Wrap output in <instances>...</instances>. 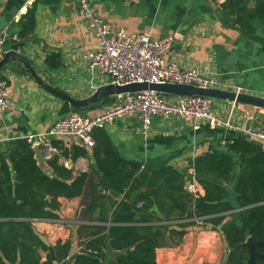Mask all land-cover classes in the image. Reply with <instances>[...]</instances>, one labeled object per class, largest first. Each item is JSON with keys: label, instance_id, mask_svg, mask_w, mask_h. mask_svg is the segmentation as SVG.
Returning a JSON list of instances; mask_svg holds the SVG:
<instances>
[{"label": "crops", "instance_id": "0c3cea01", "mask_svg": "<svg viewBox=\"0 0 264 264\" xmlns=\"http://www.w3.org/2000/svg\"><path fill=\"white\" fill-rule=\"evenodd\" d=\"M9 1L0 0V31L6 34L4 53L13 52L23 57L45 84L76 100L88 99L109 85L108 77L91 73L83 59L85 52L97 49V42L79 9V0H36L31 8L25 7V0ZM88 1L99 18L109 25L112 34L123 30L126 34H145L156 40L172 37L166 61L174 62L184 70H196L215 77L221 89H240L242 94L264 99V26L255 16L256 0H249L246 4V17L254 28L253 34H245L233 26L232 18L221 10L224 0ZM30 9L34 13V28L23 37L20 36L21 20ZM53 56L59 59L55 60ZM49 59L53 63L59 62V66L49 68L46 63ZM0 79L5 80L10 89L9 109L0 114L1 147L11 141L45 133L57 119L70 113L63 114L62 110L69 106L37 83L21 66L20 70L5 66L0 71ZM109 98L107 105L86 115H98L115 97ZM211 112L223 121L230 118L232 126L264 129L262 109L213 100ZM98 131L105 135L116 156L140 165L143 171L164 166L183 171L185 180L190 182L189 186L185 185L186 189L193 196L197 182L190 164L207 152L232 158L233 170L225 184L231 190L239 176V156L229 152L228 144L222 145L223 142L244 139L233 130L209 126L204 122L154 116L145 139L140 135L139 121L133 118L117 119ZM53 142L58 156L73 146L83 148L74 139H55ZM251 142L264 151V142ZM90 149H86L89 151L86 159L87 193L70 200L59 199L58 220L35 221L33 224L40 234L47 237L49 247L70 243L68 257L59 264H73V257L82 251L86 236L103 225L95 220L99 211H89V206L96 202L93 188L103 178ZM62 159L59 157V164L66 169L74 168L71 169L72 174L78 176L77 163ZM91 165L93 171L89 170ZM47 172L50 174L48 165ZM197 192L204 195L199 185ZM204 238L211 241V257H217L220 250L221 253L226 250L221 227L199 224L183 236L178 246L156 249V263H190L205 242ZM40 255L44 261L45 254L40 252Z\"/></svg>", "mask_w": 264, "mask_h": 264}, {"label": "trees", "instance_id": "16d2710c", "mask_svg": "<svg viewBox=\"0 0 264 264\" xmlns=\"http://www.w3.org/2000/svg\"><path fill=\"white\" fill-rule=\"evenodd\" d=\"M248 1L224 0L221 10L232 18L234 27L253 34L254 28L246 17ZM254 12L264 26V0H256ZM33 28L34 13L30 9L21 20L20 36L29 35ZM46 63L49 68L59 66L51 59ZM109 102L110 98H106L86 109L65 106L62 113L86 115ZM93 138L91 156L103 178L93 188L96 202L89 206V211L98 210L95 220L103 225L86 236L73 264H103L105 260L106 264H157L156 249L178 246L183 236L199 224L222 228L226 245L223 264H247L249 255L244 244L249 238L264 243V151L255 143L235 139L228 144L229 152L239 156L240 162L233 191L241 210L234 212L225 202L228 195L223 187L233 170L230 156L207 152L194 159L190 166L204 192L195 197L186 189L183 171L172 166L143 171L140 165L116 156L101 131H94ZM88 153L78 146L61 151L48 162L49 174L37 166L32 147L25 140L0 146V264H59L68 257L70 243L45 247L32 228L35 221L59 219V199L70 200L87 193L88 173L74 177L71 169L59 164V157L75 163L88 159ZM89 170L94 167L89 166ZM106 236L114 251L125 253L108 259ZM40 252L45 254L44 261ZM257 252L264 255V245Z\"/></svg>", "mask_w": 264, "mask_h": 264}, {"label": "built area", "instance_id": "2783aa9c", "mask_svg": "<svg viewBox=\"0 0 264 264\" xmlns=\"http://www.w3.org/2000/svg\"><path fill=\"white\" fill-rule=\"evenodd\" d=\"M36 0H25V7L31 8ZM78 6L91 30L97 49L87 51L83 59L91 73L102 74L109 84H173L187 85L201 89H218L241 93L240 89H221L215 77L196 70H184L174 62L166 61L172 46V37L163 40L152 39L145 34H126L121 30L115 35L110 27L96 14L88 0H79ZM6 34L0 31V58L4 54ZM10 89L5 80L0 79V114L9 109ZM213 100L206 97H171L154 92H138L116 96L114 101L95 117L70 112L57 119L45 133L25 139L31 147H39L46 164L58 156L52 142L55 139H74L83 148L94 146L93 133L104 129L117 119H137L140 135L146 138L154 116L163 119L180 118L185 121L204 122L209 126L233 130L244 139L264 142V129L257 126H232L230 118L223 121L211 112ZM229 144L223 142L222 145ZM63 160V159H62ZM72 163V162H71ZM78 174L88 171L86 159L77 162ZM74 169V168H71ZM195 196L198 185L195 184ZM142 204L139 203L138 207Z\"/></svg>", "mask_w": 264, "mask_h": 264}, {"label": "water", "instance_id": "95a60500", "mask_svg": "<svg viewBox=\"0 0 264 264\" xmlns=\"http://www.w3.org/2000/svg\"><path fill=\"white\" fill-rule=\"evenodd\" d=\"M12 69H19L20 66L24 69V71L29 74L37 83L43 86L49 93L53 94L57 98L61 99L64 103H66L70 109H86L90 105H94L96 103L101 102L103 99L109 97H116L126 94H133L138 92H154L157 94L171 96V97H194L201 96L210 98L212 100H221L231 102L233 104H240L249 107H253L256 109L264 110V99L242 94L235 93L231 91H223L218 89H201L193 86L187 85H173V84H128L124 86H117L109 84L103 88H100L95 94H93L90 98L85 100H76L66 95L65 93L53 89L45 84L39 77H37L35 71L31 67V64L25 60L23 57L14 54L13 52H6L3 54L2 59L0 60V71L5 66H10ZM246 141L250 142L246 139ZM34 153V159L37 163V166L41 170H47V164L43 158V152L39 147H32ZM190 182L186 181L185 185L189 186ZM228 197L225 199V202L229 203L234 212H239L241 208L239 207L236 194L233 190L229 188V186H223ZM33 234L39 239V241L45 246L49 247L50 244L47 238L40 234L35 227L32 228ZM264 243H259L252 238H249L244 247L248 250V261L247 264H258L259 261H264V255H261L257 252V248L263 246ZM125 251H114L109 243V237L105 238V254L108 259H114L119 255H123Z\"/></svg>", "mask_w": 264, "mask_h": 264}, {"label": "rangeland", "instance_id": "374dc122", "mask_svg": "<svg viewBox=\"0 0 264 264\" xmlns=\"http://www.w3.org/2000/svg\"><path fill=\"white\" fill-rule=\"evenodd\" d=\"M204 240H205V242H203L200 245V248L197 250V255H195L194 257L191 258L192 261L190 263H188L187 259H186L187 264H197V263H202V264H223V260L225 258L226 250L224 249L222 253H221V250H220L218 252V256L213 258V256L211 257L209 255V254H211V251H212L211 250V246H210L211 241L207 240L206 238H204Z\"/></svg>", "mask_w": 264, "mask_h": 264}]
</instances>
